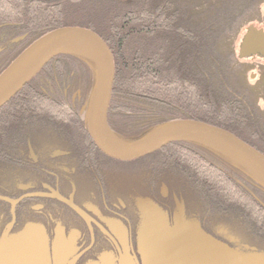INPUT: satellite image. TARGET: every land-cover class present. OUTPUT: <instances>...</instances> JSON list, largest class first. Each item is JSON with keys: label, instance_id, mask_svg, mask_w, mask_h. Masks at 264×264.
Here are the masks:
<instances>
[{"label": "flooded vegetation", "instance_id": "obj_1", "mask_svg": "<svg viewBox=\"0 0 264 264\" xmlns=\"http://www.w3.org/2000/svg\"><path fill=\"white\" fill-rule=\"evenodd\" d=\"M60 1L33 0L42 20L54 16ZM222 1V25L209 31L215 41L225 39L220 49L217 41L212 42L208 75H202L208 82L206 94L214 103L236 107L242 120L231 123L232 128L264 154V0ZM246 17L249 19L242 22L240 18ZM45 26L16 32L15 23L1 22L0 69L33 42L30 34L45 33L50 28ZM251 28L254 31L250 32ZM249 34L252 45L245 44ZM186 76L196 86V72ZM62 86L47 93L60 92L61 98L83 116L87 97L81 85L71 92L74 83L66 81ZM184 108L175 107L178 112H186ZM150 111L147 104L117 107L108 126L123 140L134 141L149 128L150 116L156 113ZM72 126L27 139L10 149L12 156L0 155V238L34 225L42 229L49 254L60 242L72 264L95 262L103 255L118 264L125 254L141 264L136 243L140 222L136 201L149 198L166 213L170 225L177 200L183 204L185 218L196 220L214 239L239 251L264 253V244L209 214L182 176L166 168L155 178V168L146 161L149 155L129 162L111 160L94 146L83 123L81 127L77 123ZM177 148L204 161L215 157L229 168L225 160L198 146Z\"/></svg>", "mask_w": 264, "mask_h": 264}, {"label": "trees", "instance_id": "obj_2", "mask_svg": "<svg viewBox=\"0 0 264 264\" xmlns=\"http://www.w3.org/2000/svg\"><path fill=\"white\" fill-rule=\"evenodd\" d=\"M57 6L53 17L42 20L33 0H3L0 23H15L16 32L41 30L45 24L50 26L46 32L65 26L97 32L109 45L115 68L108 124L117 107L147 104L156 113L151 114L150 126L142 136L166 120L192 119L231 132L247 143L232 128L231 123L242 120L236 107L214 103L206 94L208 82L203 77L208 75L207 57L211 58L214 51L211 45L215 39L209 28L222 25V0H61ZM240 19L244 22L249 18ZM54 20L56 25L49 24ZM39 33L30 34L34 36L32 41L45 34ZM224 39L216 40L218 49ZM16 56L2 66L0 73ZM194 71L198 76L196 86L186 76ZM66 81L75 84L70 92L81 85L88 97L93 83L91 65L77 56L58 55L0 108V155L12 156L11 148L36 135L84 124L78 108L64 101L60 92L47 93L50 88H63ZM178 105L185 107L186 112H178ZM186 145L198 146L225 160L202 146L174 142L146 157L155 168V178L166 168L171 169L183 177L182 181L195 192L198 203L209 214L264 244V190L213 156L204 161L177 148Z\"/></svg>", "mask_w": 264, "mask_h": 264}, {"label": "water", "instance_id": "obj_3", "mask_svg": "<svg viewBox=\"0 0 264 264\" xmlns=\"http://www.w3.org/2000/svg\"><path fill=\"white\" fill-rule=\"evenodd\" d=\"M245 39L249 45L250 34ZM58 55L80 57L92 67L93 83L81 113L91 141L105 157L118 162L135 161L170 143L189 142L223 157L264 190V155L231 132L213 125L192 119H170L134 141L117 136L107 124L115 80L113 55L107 42L88 28H56L29 44L0 73V108ZM175 204L170 225L166 213L151 199H137L140 222L136 243L141 264H264V253L230 248L204 232L196 220L186 219L182 202L175 200ZM0 264L72 263L60 242L50 255L42 229L29 225L17 235L0 238ZM88 264L116 263L103 255ZM118 264L137 263L125 254Z\"/></svg>", "mask_w": 264, "mask_h": 264}, {"label": "bare ground", "instance_id": "obj_4", "mask_svg": "<svg viewBox=\"0 0 264 264\" xmlns=\"http://www.w3.org/2000/svg\"><path fill=\"white\" fill-rule=\"evenodd\" d=\"M191 73H193V72H191ZM191 73H190V74H191ZM112 91H113V88H112ZM111 95H112V93H111ZM108 108H109V107H108ZM107 114H108V111H107Z\"/></svg>", "mask_w": 264, "mask_h": 264}, {"label": "rangeland", "instance_id": "obj_5", "mask_svg": "<svg viewBox=\"0 0 264 264\" xmlns=\"http://www.w3.org/2000/svg\"><path fill=\"white\" fill-rule=\"evenodd\" d=\"M11 3H16V2H11ZM16 4H18V2ZM20 5H22V4H20ZM41 13H43V12H41Z\"/></svg>", "mask_w": 264, "mask_h": 264}]
</instances>
